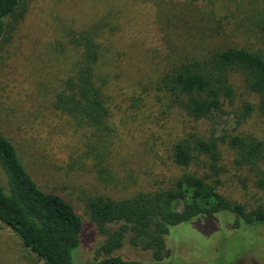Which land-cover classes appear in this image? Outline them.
<instances>
[{"label": "rangeland", "instance_id": "374dc122", "mask_svg": "<svg viewBox=\"0 0 264 264\" xmlns=\"http://www.w3.org/2000/svg\"><path fill=\"white\" fill-rule=\"evenodd\" d=\"M8 22L0 44V127L38 186L65 197L83 217L85 238L73 254L74 264L91 261L104 241L90 223L87 200H120L168 187L183 173L171 157L176 140L188 132H209L208 122H191L168 108L159 90L163 74L213 48L264 52L262 0H22ZM93 26L107 48L104 96L117 131L102 164L87 142L86 128L52 104L79 57L74 34ZM230 80L237 97L220 130L264 141V121L257 113L241 124L236 117L243 103L256 106L258 97L247 92L241 74H231ZM221 150L219 193L248 211L264 208V188L256 184L263 177L240 168L227 145ZM5 186L0 168V187ZM215 217L171 229V257L164 264H264V224L236 228L235 216ZM115 255L153 264L128 240ZM0 264L43 261L0 222Z\"/></svg>", "mask_w": 264, "mask_h": 264}, {"label": "trees", "instance_id": "16d2710c", "mask_svg": "<svg viewBox=\"0 0 264 264\" xmlns=\"http://www.w3.org/2000/svg\"><path fill=\"white\" fill-rule=\"evenodd\" d=\"M21 6L22 0H0V44L8 20L18 14ZM101 38V31L95 26L74 34L72 43L79 57L71 76L56 90L52 104L77 127L86 128L87 142L102 164L113 151L117 131L104 96L107 75L102 69L107 48ZM235 72L241 74L247 92L258 97L256 106L243 103L236 113L237 123H243L254 113L264 121L263 50L213 48L203 55L186 58L163 74L159 90L168 108L179 110L191 122H208L209 132H188L176 140L171 157L183 173L168 187L139 191L120 200H87L90 223L104 241L96 257L84 264H144L115 255L126 240L130 246L148 253L153 264H164L171 257V229L199 219L214 220L221 213L235 216L232 226L236 228L264 224L262 206L248 211L218 191L222 184V145L236 153L235 162L240 168L247 169L256 179L263 177L256 184L264 188V141L220 130L228 107L237 97L230 80ZM0 168L6 178V186L0 187V222L14 230L43 264H74L73 254L85 238L83 217L65 197L38 186L1 127Z\"/></svg>", "mask_w": 264, "mask_h": 264}]
</instances>
